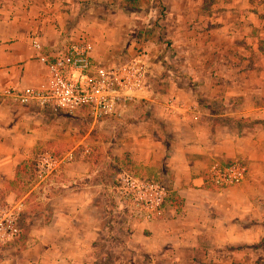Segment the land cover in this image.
Wrapping results in <instances>:
<instances>
[{
  "label": "crops",
  "instance_id": "crops-1",
  "mask_svg": "<svg viewBox=\"0 0 264 264\" xmlns=\"http://www.w3.org/2000/svg\"><path fill=\"white\" fill-rule=\"evenodd\" d=\"M164 2L160 23L137 28L119 0H0V92L44 80L38 55L80 34L96 63L141 49L149 68L135 98L100 121L0 95V198L22 203L0 264H264V1ZM160 76L167 92L151 86ZM71 150L36 178L38 154ZM213 160L241 161L244 180L212 186ZM118 170L165 186L159 218L132 216L113 190Z\"/></svg>",
  "mask_w": 264,
  "mask_h": 264
},
{
  "label": "built area",
  "instance_id": "built-area-1",
  "mask_svg": "<svg viewBox=\"0 0 264 264\" xmlns=\"http://www.w3.org/2000/svg\"><path fill=\"white\" fill-rule=\"evenodd\" d=\"M36 50L40 42L31 37ZM92 45L84 34L70 41L53 55L39 54L37 59L46 65L44 80L21 88L3 89L0 95L21 105L50 108L66 115L83 110L92 121L119 115L144 86L149 68L142 55L134 53L120 62L96 63L91 59ZM167 104L171 107L172 100ZM73 152L57 155L42 151L34 162L37 179L58 171L70 162ZM246 166L238 160L221 163L213 160L206 168V181L216 188L239 185L245 178ZM113 190L116 197L128 206L132 216L140 221H151L162 215V204L167 190L154 180L142 179L120 171ZM20 201L0 204V242L19 234Z\"/></svg>",
  "mask_w": 264,
  "mask_h": 264
},
{
  "label": "rangeland",
  "instance_id": "rangeland-1",
  "mask_svg": "<svg viewBox=\"0 0 264 264\" xmlns=\"http://www.w3.org/2000/svg\"><path fill=\"white\" fill-rule=\"evenodd\" d=\"M262 1H264V0H261V3H262ZM262 8H263V5H262ZM166 9L167 8H166L164 0H144L138 6V8L136 10H134L132 12L129 11V13L126 12L125 15L130 18L128 23L135 24L137 28H143V26H145V25H146V27L150 26L152 24V22L156 21V20H158V22L160 23V20L163 16V12H167ZM197 11H199V9H197ZM132 34H133V32H132ZM166 48H167V45H165L163 47L158 46V50L159 49L162 50V52H160V54L157 57L158 61H160L161 63L166 62V60L164 59V57L166 56V52H165ZM136 53L142 55V57L145 59V51L138 49L136 51ZM145 60H146V62H148L147 59H145ZM164 73H165V71H164ZM162 74H163V70H162V72L160 71L159 75H162ZM160 79H161V76L155 78L153 80V82L151 83V86L153 85V88L157 89L158 91L167 92V86H166L165 82L160 80ZM140 104L141 103H139V102L135 103V105H140ZM113 132H114L113 134H111V133L107 134V133L98 132L97 130L92 129V130H90L89 136L94 138V139L97 138V139H100L101 141H103V136H105L107 138H109V136H112L114 138L115 134L117 135V130L113 129ZM120 171L121 170H118L115 173V179H116L117 174ZM134 176H136V175H134ZM136 177H138V176H136ZM115 179H113V180H115ZM113 182L115 183V181H113ZM257 261H258V258H257Z\"/></svg>",
  "mask_w": 264,
  "mask_h": 264
},
{
  "label": "trees",
  "instance_id": "trees-1",
  "mask_svg": "<svg viewBox=\"0 0 264 264\" xmlns=\"http://www.w3.org/2000/svg\"><path fill=\"white\" fill-rule=\"evenodd\" d=\"M144 0H119V6L127 11H134ZM154 24H157V20L154 21ZM140 30L137 32V36H140ZM261 53L264 55V50L261 49ZM3 199L0 198V204H3Z\"/></svg>",
  "mask_w": 264,
  "mask_h": 264
}]
</instances>
